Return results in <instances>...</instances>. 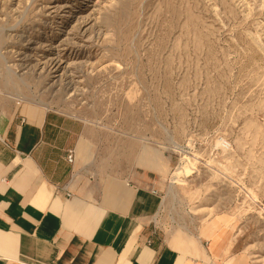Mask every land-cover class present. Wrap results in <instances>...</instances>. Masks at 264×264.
<instances>
[{
    "label": "rangeland",
    "instance_id": "374dc122",
    "mask_svg": "<svg viewBox=\"0 0 264 264\" xmlns=\"http://www.w3.org/2000/svg\"><path fill=\"white\" fill-rule=\"evenodd\" d=\"M27 106L84 122L83 171L157 178L163 237L264 264V0H0V133Z\"/></svg>",
    "mask_w": 264,
    "mask_h": 264
},
{
    "label": "crops",
    "instance_id": "0c3cea01",
    "mask_svg": "<svg viewBox=\"0 0 264 264\" xmlns=\"http://www.w3.org/2000/svg\"><path fill=\"white\" fill-rule=\"evenodd\" d=\"M85 133L83 121L34 106L0 133V264H244L230 263L215 231L195 245L191 234L163 237L157 178L79 168Z\"/></svg>",
    "mask_w": 264,
    "mask_h": 264
},
{
    "label": "built area",
    "instance_id": "2783aa9c",
    "mask_svg": "<svg viewBox=\"0 0 264 264\" xmlns=\"http://www.w3.org/2000/svg\"><path fill=\"white\" fill-rule=\"evenodd\" d=\"M67 158H68L69 162L73 164L76 160L75 152L70 151Z\"/></svg>",
    "mask_w": 264,
    "mask_h": 264
},
{
    "label": "bare ground",
    "instance_id": "6f19581e",
    "mask_svg": "<svg viewBox=\"0 0 264 264\" xmlns=\"http://www.w3.org/2000/svg\"><path fill=\"white\" fill-rule=\"evenodd\" d=\"M43 108H44V107H43ZM173 182H174V181L172 180V182H171V183L173 184Z\"/></svg>",
    "mask_w": 264,
    "mask_h": 264
}]
</instances>
